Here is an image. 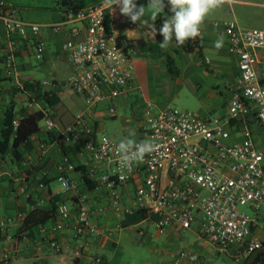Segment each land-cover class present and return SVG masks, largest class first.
I'll return each mask as SVG.
<instances>
[{"label":"built area","instance_id":"obj_1","mask_svg":"<svg viewBox=\"0 0 264 264\" xmlns=\"http://www.w3.org/2000/svg\"><path fill=\"white\" fill-rule=\"evenodd\" d=\"M57 3L63 19L42 25L25 21L18 7L0 0V22L8 39L2 53L4 75L14 78L18 74L17 40L37 39L43 29L58 33L70 27L71 39L65 45L75 71L70 83L83 95L87 108L62 129L56 128L51 117L45 119V125L60 141L81 146L88 175L94 178L99 174L100 183L109 189L112 210L121 217L145 209L157 217L160 232L170 226L190 229L196 224L202 239L222 252L234 249L236 260L263 252L264 239L255 235L254 227L259 225V213L264 210V152L244 122L254 116L264 130V54H260L264 50V28H245L237 21L222 24L229 51L239 57L240 70L228 119L205 118L171 105L155 111L153 103L146 102L144 136L137 141L150 140L155 150L128 168L122 166L116 152L120 141L106 132L98 134L89 117L104 101L110 102L108 116L116 117L119 111L114 101L118 97L142 93L130 54L125 50L127 39L119 33L122 27L137 31L139 24L121 15L118 7L112 11L105 2L85 8L70 6L71 0ZM83 31L84 38L75 40ZM45 46L44 41L36 40L38 58H42ZM230 120L243 125L233 126ZM14 125H18L17 119ZM101 164L108 166L105 171H99ZM76 167L69 159L57 164L62 190L73 192L76 198L75 210L59 204L53 222L37 226L32 233L19 232L17 227L26 214L2 218L0 234L7 242L15 245L45 237L50 248L60 253L62 246L55 237L72 225L80 251L85 248L95 231L92 214L103 212L104 207H94L89 197L79 191L70 177ZM139 172L142 182L131 205L124 207L119 187L131 182ZM39 180L40 187L45 188L42 177ZM19 191L26 193L27 186L22 185ZM45 203L42 198L38 205ZM174 256L176 264H181L186 252L179 250ZM93 261L105 264L102 258Z\"/></svg>","mask_w":264,"mask_h":264},{"label":"crops","instance_id":"obj_2","mask_svg":"<svg viewBox=\"0 0 264 264\" xmlns=\"http://www.w3.org/2000/svg\"><path fill=\"white\" fill-rule=\"evenodd\" d=\"M6 1L18 7L21 17L31 23L51 25L63 19L57 0ZM74 1L76 6L83 8L97 4L91 0ZM141 1L135 0L138 5L142 4ZM143 3L147 6L148 0H144ZM260 6L264 8V3ZM161 17L168 18L169 15L162 13L156 22ZM216 23L205 20L201 36L197 38L201 53L198 51L188 53L172 47L167 52L169 62L166 56L153 58L145 53L132 52L131 63L142 93L118 97L114 101L119 111L116 117L107 114L109 101L101 103L89 117V123L96 132L98 134L106 132L120 141L128 137L130 131H134V138L141 139L144 136L142 127L146 118L145 103L152 102L155 111H159L170 106L168 98L173 93L178 95L181 91H188L195 97L196 102L203 106L204 111H201L203 115H214L210 119H228L229 102L235 93L240 75L239 57L228 49L223 23H219V26ZM119 33L134 44L139 40L155 39L151 32L144 28L136 31L122 27ZM221 35L224 38V46L216 49L214 42ZM84 36L83 31L75 40H82ZM70 39V27H67L58 33L43 29L37 39L31 37L30 40H17L15 43L18 74L14 78H7L0 85V130L4 113L11 101L10 90L14 84L24 80L39 81L42 90L49 93L50 102L42 97L35 98L31 91L21 93L17 99V120L37 111H43L45 118L41 120L44 124L40 122L39 132L31 137L30 145H20L16 155L11 150L6 162L0 163V219L17 218L20 213L27 214L38 208L53 213L47 220V223H51L56 217L59 204L65 203L75 210L74 193L63 191L58 181L57 164L64 159L71 160L77 166L76 170L70 173V177L77 183L79 191L89 197L94 207L102 206L104 211L93 212L91 222L95 231L86 241L82 251L73 226L69 225L55 237L62 246L60 253L50 248L45 237L14 245L0 234V259L5 261L4 264H8V260H12L14 264H94L95 258H102L106 264H176L174 255L177 251L183 250L186 257L181 264L213 263L212 253L216 251L219 254L222 251L214 245L210 250L205 248L204 245L209 242L200 237L196 224L190 229L170 226L164 232H160L157 217L148 211L144 214L135 210L119 217L109 206V189L100 183L99 174L94 178L88 175V166L84 164L85 159L80 155L81 146L60 141L55 132L46 128L47 117L55 121L59 130L73 122L87 108L83 95L76 92L70 83L75 72L65 48ZM36 40H42L46 44L42 58L37 57ZM7 42L4 25L0 22V69L3 76L5 75L1 59ZM260 54H264V50H261ZM33 56L39 61L38 64L33 63ZM139 71L143 75L142 78ZM230 123L237 127L243 125L235 120H230ZM244 124L252 130L264 152V130L258 125L256 118L249 116ZM107 167L101 164L99 171H105ZM40 177L46 185L45 188L39 185ZM141 182L142 174L139 172L131 182L119 187L124 207L131 205ZM22 185L27 186V192L24 194L19 191ZM42 198L46 203L38 205ZM258 219L259 225L254 227V233L260 239H264V210L259 213ZM17 223L19 227L20 222ZM233 252L234 249L225 253L231 259V264L264 262V251L243 260H236Z\"/></svg>","mask_w":264,"mask_h":264},{"label":"clouds","instance_id":"obj_3","mask_svg":"<svg viewBox=\"0 0 264 264\" xmlns=\"http://www.w3.org/2000/svg\"><path fill=\"white\" fill-rule=\"evenodd\" d=\"M112 9L119 8L121 15L130 19L133 24H139L154 34L159 33L163 40L159 47L166 50L175 39L178 46H184L190 40H196L201 36V29L206 18L216 9L231 0H148L147 6L138 5L135 0H104ZM168 8L171 15L163 19L162 25L157 28L156 20ZM150 11V15H149ZM224 46V38L221 35L214 42L216 49ZM135 132L130 131L129 136L120 140L116 152L122 166L130 168L132 163L142 161L155 150L150 140L137 141ZM67 188V181L64 182Z\"/></svg>","mask_w":264,"mask_h":264},{"label":"trees","instance_id":"obj_4","mask_svg":"<svg viewBox=\"0 0 264 264\" xmlns=\"http://www.w3.org/2000/svg\"><path fill=\"white\" fill-rule=\"evenodd\" d=\"M75 4V1L71 0V4L69 5L72 6ZM164 12L167 15H171L167 7L165 8ZM163 19L165 18L161 17L156 22L157 28L162 25ZM151 34L154 36L153 33ZM162 40L163 37L159 33H157L154 40H139L137 44H134L131 40H127L125 50L129 54H131L132 52L138 54L145 53L153 58H161L163 56H166L169 62L170 58L169 56H167V52L172 47H174L175 50H183L188 53H192L195 51L201 53V47L197 38L194 41H188L184 46H178L175 39H173L166 50H163L159 47V43L162 42ZM2 61L3 60L1 59V63ZM7 78L8 77L3 76L2 70L0 69V85ZM25 91H31L34 93L35 98L42 97L50 102L49 93L42 90L41 82L39 81L24 80L19 84H14L11 87V101L4 113L2 128L0 130V163L6 162V158L11 150L14 155H16L20 145L25 144L26 146H29L31 137L39 132L40 122L45 118V114L43 111H37L35 113L21 117L20 119H18V125H14V120L16 119L17 99L19 98V95ZM137 211H140L144 214L146 212L145 209H139ZM52 216L53 213L50 211H45L44 209L38 208L33 209L29 211L23 218L19 227V232L32 233L34 228L43 223H46L47 220H49ZM104 263L106 264V261H104Z\"/></svg>","mask_w":264,"mask_h":264},{"label":"rangeland","instance_id":"obj_5","mask_svg":"<svg viewBox=\"0 0 264 264\" xmlns=\"http://www.w3.org/2000/svg\"><path fill=\"white\" fill-rule=\"evenodd\" d=\"M92 3H99L104 0H91ZM146 6L144 0L141 1ZM264 3V0H231V3H225L220 8L214 10L207 18V21L224 23L227 21H236L245 28H261L264 21V8L260 5ZM34 64H38L39 61L36 57H32ZM42 72V71H39ZM38 73V72H37ZM139 76L142 78V73L139 71ZM171 106H176L182 110H188L195 112L205 118H213L214 115H203V106L197 101L195 97L188 91H181L178 95L174 94L168 98ZM202 111V112H201ZM207 113V112H206ZM216 115V114H215ZM44 124V121H41ZM207 250L214 248L210 243L204 245ZM226 252L217 253L214 251V262L211 264H231V259L228 258ZM8 264H14L8 260ZM5 261L0 260V264H4Z\"/></svg>","mask_w":264,"mask_h":264}]
</instances>
